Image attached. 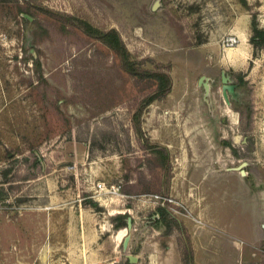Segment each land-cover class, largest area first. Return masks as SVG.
<instances>
[{
	"label": "rangeland",
	"instance_id": "1",
	"mask_svg": "<svg viewBox=\"0 0 264 264\" xmlns=\"http://www.w3.org/2000/svg\"><path fill=\"white\" fill-rule=\"evenodd\" d=\"M256 28L264 0H0V264H125L157 224L194 264L183 197L198 198L213 156L254 161ZM223 71L236 93L224 95ZM155 193L180 203L163 222L143 202ZM214 214L198 253L242 264L241 233ZM256 250L249 264H264Z\"/></svg>",
	"mask_w": 264,
	"mask_h": 264
},
{
	"label": "crops",
	"instance_id": "2",
	"mask_svg": "<svg viewBox=\"0 0 264 264\" xmlns=\"http://www.w3.org/2000/svg\"><path fill=\"white\" fill-rule=\"evenodd\" d=\"M255 124L254 136L258 140L254 147V161H240L238 167H227V163L215 159L219 155L213 156L214 160L208 164L211 172L207 174L206 183L198 184V198L189 200V197H183L192 216L183 214L179 216V220L190 234L194 246V264H217L208 254L203 253V257L198 253L200 250H207L214 236V232L209 229L208 220L219 217L214 214L215 209L229 219L231 228L239 231L242 241L246 242L240 247L242 264H249L252 252L255 258L253 261L258 259L256 247L264 242V110L260 111L259 117L256 116ZM192 181L197 179L192 177ZM181 226V232H184L183 225ZM162 227L161 224L147 226L141 248L133 254L138 258L134 264H151L149 259L154 264H184L179 234L166 235V228ZM126 235L127 230L121 228L117 231L116 240H121ZM230 241L239 246L235 238H230Z\"/></svg>",
	"mask_w": 264,
	"mask_h": 264
},
{
	"label": "built area",
	"instance_id": "3",
	"mask_svg": "<svg viewBox=\"0 0 264 264\" xmlns=\"http://www.w3.org/2000/svg\"><path fill=\"white\" fill-rule=\"evenodd\" d=\"M237 42V39L235 36H230L226 40L223 41V45L226 47L233 46ZM98 188L100 191H102L105 188V183H98ZM108 192L110 193H119L120 186H113L111 189H107ZM143 202L147 204L148 207L152 206L153 208L158 207L160 208H165L168 206L170 203H176L180 204L176 199H173L170 196H165L160 193H155V194H150L148 197H146ZM157 216L159 214L157 213Z\"/></svg>",
	"mask_w": 264,
	"mask_h": 264
},
{
	"label": "trees",
	"instance_id": "4",
	"mask_svg": "<svg viewBox=\"0 0 264 264\" xmlns=\"http://www.w3.org/2000/svg\"><path fill=\"white\" fill-rule=\"evenodd\" d=\"M251 42L254 44V46L256 47H260L263 48L264 47V30L255 29V33L251 38ZM171 91V88H168L165 93H163L161 95V97H164L167 93H169ZM155 98H152V101ZM150 101V102H152ZM159 211H162V214H160V219H156V221L160 222L164 219H166V217L168 216L166 213V210L164 208H160ZM125 215H120L117 217V220L122 221V219H124ZM116 219H114L115 221ZM165 224V223H164ZM121 224H118V226H120ZM159 225V224H158ZM184 228V227H183ZM170 229V228H169ZM169 233V232H168ZM186 243V244H185ZM182 253L184 254V264H193V260H192V252L191 250L187 247V240L184 241V245H182ZM125 264H131V262L129 261V259L127 260V262Z\"/></svg>",
	"mask_w": 264,
	"mask_h": 264
},
{
	"label": "water",
	"instance_id": "5",
	"mask_svg": "<svg viewBox=\"0 0 264 264\" xmlns=\"http://www.w3.org/2000/svg\"><path fill=\"white\" fill-rule=\"evenodd\" d=\"M205 77H203L202 79H204ZM222 81L224 83L223 85V91H224V95L227 96V93L230 92V93H236L235 92V85L234 84H231L230 82L232 81L230 79V76L229 75H226V72L223 71V74H222ZM205 89H206V95L209 94L210 92V86L208 84L205 83ZM207 100V98H206ZM132 217H129L128 218V229H132ZM130 239V234L128 233V235H126L125 239H124V245H128V241ZM128 259L131 263H134V262H137L138 261V258L136 255H133V254H128Z\"/></svg>",
	"mask_w": 264,
	"mask_h": 264
}]
</instances>
